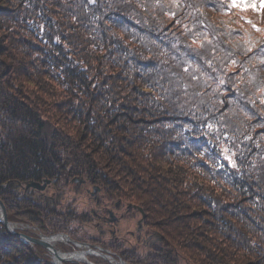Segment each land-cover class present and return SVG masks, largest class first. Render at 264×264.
Here are the masks:
<instances>
[{
	"label": "trees",
	"instance_id": "1",
	"mask_svg": "<svg viewBox=\"0 0 264 264\" xmlns=\"http://www.w3.org/2000/svg\"><path fill=\"white\" fill-rule=\"evenodd\" d=\"M262 4L0 0L9 221L91 240L72 182L85 179L163 236L130 264H264ZM46 180L61 192L25 190ZM45 252L0 221V264H54Z\"/></svg>",
	"mask_w": 264,
	"mask_h": 264
},
{
	"label": "rangeland",
	"instance_id": "2",
	"mask_svg": "<svg viewBox=\"0 0 264 264\" xmlns=\"http://www.w3.org/2000/svg\"><path fill=\"white\" fill-rule=\"evenodd\" d=\"M244 2L247 3V5H251L252 7L253 5L257 7L256 5L260 2V0H244ZM224 152L226 153L225 156L228 159L227 160L228 164L230 166H234L235 161L233 159V154L232 153L230 154L226 150ZM121 201L124 204H130L132 206L136 205L137 207H140L138 203L130 200L121 199ZM84 202L85 199L78 195L75 205L79 211H84V209H87L86 206L84 205ZM11 225L15 226L14 228L16 232H19V230L31 231L32 235H29L25 232H20L31 237H39L41 234L44 235L37 227H34L26 223L17 222V223H11ZM83 229L88 231L87 232L88 235H92L91 237L90 236L87 237V239H91V240L78 241L71 237L72 241L70 242L67 239L63 238L64 240L63 239L60 240L55 245L56 249L62 251L63 253L69 256H71L70 253L78 252L81 254L82 251H88V253H86V255L83 257V259H79L78 257H76L75 261L71 263L82 262L85 264H99L96 263L93 259L89 258V256H93L105 260V258L100 252L110 255V257L112 256V258L115 260H118L117 257L120 256L124 261L129 263L127 260L123 258L122 255L123 253L131 255V253L134 252L138 255L142 253H148L152 255V251L164 252L166 250V242L164 241L163 236L152 227H111L113 232L109 231V229L105 231L104 227H83ZM135 232L140 234L142 239H138ZM113 235L120 238H117L116 240ZM49 236L57 237L60 235L51 234ZM45 254L49 256V258L52 260L48 251L45 252ZM65 263H70V262H65ZM108 264H115V263H108ZM180 264H189V263H187L185 259H182L180 260Z\"/></svg>",
	"mask_w": 264,
	"mask_h": 264
},
{
	"label": "flooded vegetation",
	"instance_id": "3",
	"mask_svg": "<svg viewBox=\"0 0 264 264\" xmlns=\"http://www.w3.org/2000/svg\"><path fill=\"white\" fill-rule=\"evenodd\" d=\"M72 182L78 184V195L85 199L84 205L87 208L84 209L85 217L93 227H104L105 231L108 229L112 231L111 227H147L144 224V212L140 207L124 204L121 199L112 200L107 198L100 187L90 185L85 179L75 178ZM29 189L31 187L25 188V190ZM33 189L38 192L40 197L47 196V191H50L53 197L55 190L61 192L60 187L54 185L52 182L48 183L43 190ZM113 236L116 240L120 238L115 235ZM136 236L138 239H142L140 234L136 233Z\"/></svg>",
	"mask_w": 264,
	"mask_h": 264
},
{
	"label": "water",
	"instance_id": "4",
	"mask_svg": "<svg viewBox=\"0 0 264 264\" xmlns=\"http://www.w3.org/2000/svg\"><path fill=\"white\" fill-rule=\"evenodd\" d=\"M48 183H50V180H46L44 184H41L40 182H36V181H31V182L26 184V188L34 187L36 189L43 190L47 186ZM0 217H1L0 221L5 225V227L9 233L17 235L22 240H24L30 244L39 245V246L43 247L44 249H46L49 252V254L52 258V262L54 264H64L65 262H74L77 255L80 254L78 252H74V253H70V255H71L70 257L63 256V255H65V253L56 249V247L52 246V244L49 243L45 239L46 237H53V236H46V235L41 234L39 237H31V236H28L26 234L16 232L15 229L13 228L14 226H12L11 223L9 222L6 208H5L1 199H0ZM57 235L64 236V237H66V239L68 241H70V242L72 241V239L65 233H58ZM82 253L85 256L86 253H88V251H82ZM100 253L106 259L112 258V256L110 257V255H107V254L102 253V252H100ZM117 258H118L117 261L127 263L120 256H118ZM109 262L112 263L110 260H109ZM115 264H118V263H115ZM127 264H129V263H127Z\"/></svg>",
	"mask_w": 264,
	"mask_h": 264
},
{
	"label": "bare ground",
	"instance_id": "5",
	"mask_svg": "<svg viewBox=\"0 0 264 264\" xmlns=\"http://www.w3.org/2000/svg\"><path fill=\"white\" fill-rule=\"evenodd\" d=\"M13 228H14V227H13ZM14 229H15V228H14ZM63 238L66 239V237H64V236L46 237L45 239H46L49 243H51L52 246L55 247V245L57 244V242H59V241L62 240ZM63 240H64V239H63ZM61 256H62V255H61ZM63 256L70 257V256L67 255V254H65V255H63ZM63 256H62V257H63ZM77 257H78L79 259H83L84 254H83V253L78 254ZM109 259H110V261H111L112 263L126 264L125 262H120V261H117V260H115V259H113V258H109ZM105 261L108 262V263H110L109 260L106 259V258H105Z\"/></svg>",
	"mask_w": 264,
	"mask_h": 264
},
{
	"label": "snow or ice",
	"instance_id": "6",
	"mask_svg": "<svg viewBox=\"0 0 264 264\" xmlns=\"http://www.w3.org/2000/svg\"><path fill=\"white\" fill-rule=\"evenodd\" d=\"M231 4L233 7H248L247 3L244 2V0H231ZM255 7V5H253ZM261 8H264V4L261 5Z\"/></svg>",
	"mask_w": 264,
	"mask_h": 264
}]
</instances>
